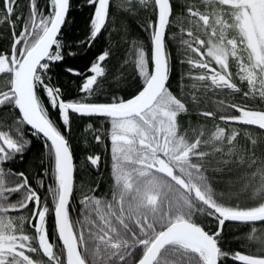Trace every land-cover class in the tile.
I'll return each mask as SVG.
<instances>
[{
    "label": "snow or ice",
    "instance_id": "snow-or-ice-1",
    "mask_svg": "<svg viewBox=\"0 0 264 264\" xmlns=\"http://www.w3.org/2000/svg\"><path fill=\"white\" fill-rule=\"evenodd\" d=\"M84 2L93 11L79 43L88 47L114 19V5L122 14L149 13L141 25L148 47L132 45L141 86L130 98L89 99L103 92L110 49L84 74L81 98L65 101L51 84L52 64L65 58L60 37L71 0H0V42L5 31L9 40L0 47V264H264V227L257 228L264 225V0ZM170 44L185 69L178 94L170 88ZM73 114L103 118V134L91 123L84 131H95L111 158L109 192L82 185L75 221L66 135ZM191 114L222 124L182 123ZM29 130L47 150L51 205L39 193L42 179L34 188L24 172L5 167L30 150ZM101 160L88 155L85 166L98 170ZM228 222L250 227L238 238L245 251L223 247Z\"/></svg>",
    "mask_w": 264,
    "mask_h": 264
},
{
    "label": "trees",
    "instance_id": "trees-1",
    "mask_svg": "<svg viewBox=\"0 0 264 264\" xmlns=\"http://www.w3.org/2000/svg\"><path fill=\"white\" fill-rule=\"evenodd\" d=\"M26 0H20V3H25ZM45 0H40L43 6ZM118 2V0H117ZM174 3L177 0H173ZM182 2V0H180ZM93 9L88 7L84 0H71V9L68 13L67 23L62 29L61 40L65 44L64 60L52 64L49 76L51 84L59 87L63 93L65 101L81 98L78 92V86L82 83L84 74H88L87 70L91 63L106 49L111 50L109 58L103 63L106 75L99 78V83L103 87L102 94L90 97L93 102H110L113 97L130 98L137 92L141 86V82L137 73L134 70L133 59H131L132 45L135 41H140L148 47V34L143 30L141 25L149 17V13L141 11L136 15L122 14L118 8L113 6V20L109 21L107 29L98 37L91 47L81 45L79 42L86 39L89 34V19ZM15 19V17H13ZM123 25L124 27H121ZM8 33L4 32V39L0 42V47H8ZM172 52L173 71L170 75V88L174 94L179 93V84L181 74L184 72L177 61V52L174 45H169ZM131 50V51H130ZM72 52L74 55H69ZM67 68H73L79 71L81 76H74L66 71ZM41 97L45 101L46 106L55 118L57 113L52 112L50 105L47 104V97L41 92ZM210 110V109H209ZM182 123H204L209 128L212 127V120H205L203 117H198L195 114L182 116ZM89 123L93 124L94 129H99L103 134L107 125L103 118H88L72 115V130L68 133L71 151L75 162V182L76 191L71 200V216L75 221L77 217L76 209L79 207L78 201L84 194L81 191L83 185L85 189L94 187L99 183L97 195H104L109 192L110 181V165L111 158L109 148L105 147L104 143L97 144L94 140L95 131L85 132L84 129ZM63 131V128H62ZM29 139L31 140L30 150H28L23 160L19 157L8 165L6 168H11L16 172H24L34 188H37V180L44 181V187L39 188V193L42 199H47L51 205L50 197H47V187L51 183L49 173L44 171L48 166L46 158V148L44 147L43 138L33 137L29 130ZM110 145L109 141H105ZM99 154L102 157L100 168L94 169L90 165L85 166L86 157L88 155ZM48 227L50 236L54 239L53 219L49 217ZM264 225H257V228H262ZM250 231V227L243 224L227 223L224 228L223 247L227 250L246 249L242 247L247 241H241L238 238L245 236ZM253 250L255 245L252 246ZM223 264H231V261H225Z\"/></svg>",
    "mask_w": 264,
    "mask_h": 264
},
{
    "label": "rangeland",
    "instance_id": "rangeland-1",
    "mask_svg": "<svg viewBox=\"0 0 264 264\" xmlns=\"http://www.w3.org/2000/svg\"><path fill=\"white\" fill-rule=\"evenodd\" d=\"M131 50H132V54H131V57H132V58H131V59L134 60V51H133V49H131ZM131 50H130V51H131Z\"/></svg>",
    "mask_w": 264,
    "mask_h": 264
},
{
    "label": "flooded vegetation",
    "instance_id": "flooded-vegetation-1",
    "mask_svg": "<svg viewBox=\"0 0 264 264\" xmlns=\"http://www.w3.org/2000/svg\"><path fill=\"white\" fill-rule=\"evenodd\" d=\"M220 98H223V97H220ZM214 123H221L222 124V122H220L218 119ZM16 198H18V197H16ZM25 214H27V213H25Z\"/></svg>",
    "mask_w": 264,
    "mask_h": 264
},
{
    "label": "bare ground",
    "instance_id": "bare-ground-1",
    "mask_svg": "<svg viewBox=\"0 0 264 264\" xmlns=\"http://www.w3.org/2000/svg\"><path fill=\"white\" fill-rule=\"evenodd\" d=\"M73 160H74V158H73ZM74 165H75V162H74Z\"/></svg>",
    "mask_w": 264,
    "mask_h": 264
},
{
    "label": "water",
    "instance_id": "water-1",
    "mask_svg": "<svg viewBox=\"0 0 264 264\" xmlns=\"http://www.w3.org/2000/svg\"><path fill=\"white\" fill-rule=\"evenodd\" d=\"M232 223H234V222H232Z\"/></svg>",
    "mask_w": 264,
    "mask_h": 264
}]
</instances>
